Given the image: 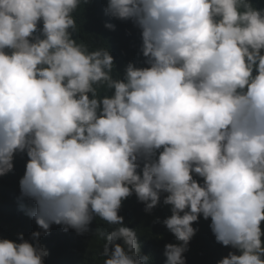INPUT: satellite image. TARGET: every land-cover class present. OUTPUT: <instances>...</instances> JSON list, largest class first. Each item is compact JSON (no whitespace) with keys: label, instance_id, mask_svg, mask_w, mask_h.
I'll return each instance as SVG.
<instances>
[{"label":"clouds","instance_id":"1","mask_svg":"<svg viewBox=\"0 0 264 264\" xmlns=\"http://www.w3.org/2000/svg\"><path fill=\"white\" fill-rule=\"evenodd\" d=\"M87 3L0 0V176L26 153L19 189L41 230L0 239V264H44L41 234L83 235L94 218L116 226L100 233L103 264H147L118 214L128 197L170 206L165 264H186L201 217L216 247L239 252L217 264H264V7L107 0L139 29L147 65L114 77L107 48L74 38Z\"/></svg>","mask_w":264,"mask_h":264},{"label":"trees","instance_id":"2","mask_svg":"<svg viewBox=\"0 0 264 264\" xmlns=\"http://www.w3.org/2000/svg\"><path fill=\"white\" fill-rule=\"evenodd\" d=\"M107 0H89L81 4L74 16L77 31L74 38L77 43H84L89 50L98 47L107 48L114 58L115 76H122L125 66L131 62L137 67H146L144 57L140 52V32L131 21L118 20L105 14ZM256 7H264V0H252ZM105 24L114 25L113 29ZM42 24L38 25V28ZM28 157L26 153H17L13 160V169L0 176V239L17 241V235L23 234L25 240L32 242L31 233L41 231L35 221L26 214V209L32 207L33 202L21 196L19 180L24 174ZM199 179V178H197ZM162 201H163V194ZM132 197H135L133 194ZM129 198V197H128ZM128 198L122 202L119 215L123 217L124 225L137 231L141 256H147V264H165L164 246L176 243L173 235L164 227L162 221L171 215L170 209L163 202L156 206L157 213L145 212L144 204ZM210 219L202 217L192 226L197 229L189 241L184 253L186 264H217V261L232 251L231 247H216L215 239L210 227ZM99 218H94L90 231L78 235L74 230L63 231L61 226L52 225L48 234H41L39 244L47 250L44 264H103L102 256L104 239L100 233L106 235L112 230ZM264 240V237H262Z\"/></svg>","mask_w":264,"mask_h":264}]
</instances>
